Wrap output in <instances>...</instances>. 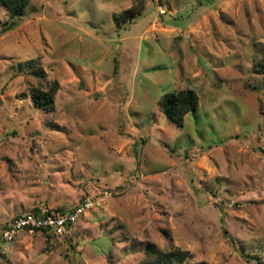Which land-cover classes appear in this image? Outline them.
<instances>
[{"label":"rangeland","instance_id":"1","mask_svg":"<svg viewBox=\"0 0 264 264\" xmlns=\"http://www.w3.org/2000/svg\"><path fill=\"white\" fill-rule=\"evenodd\" d=\"M263 58L264 0H0V264H264ZM186 89L179 127L159 102ZM86 198L69 236L3 242Z\"/></svg>","mask_w":264,"mask_h":264},{"label":"trees","instance_id":"2","mask_svg":"<svg viewBox=\"0 0 264 264\" xmlns=\"http://www.w3.org/2000/svg\"><path fill=\"white\" fill-rule=\"evenodd\" d=\"M27 4L28 0H3V5L8 9L12 18L21 17ZM124 15H126V18L133 17V14L130 11L124 13ZM114 21L117 25L119 24L117 16H114ZM259 67L264 72V58L259 64ZM58 90L59 84L57 82H55L47 91L32 89L31 99L35 105L41 107L42 109L53 111L55 105L54 99ZM159 106L168 118L175 122L179 127H183L184 118L188 114L198 110L199 96L191 89L173 92L164 95L159 102ZM35 213L38 214L39 212L36 211ZM146 255V259L140 264H174L178 260L182 261L185 258L186 253L178 248L168 252H161L157 250L154 245L149 244L146 248Z\"/></svg>","mask_w":264,"mask_h":264},{"label":"built area","instance_id":"3","mask_svg":"<svg viewBox=\"0 0 264 264\" xmlns=\"http://www.w3.org/2000/svg\"><path fill=\"white\" fill-rule=\"evenodd\" d=\"M97 202L86 198L74 208L57 213H29L15 218L1 233L3 242L12 248L23 234H44L47 238L69 236L78 222L93 211Z\"/></svg>","mask_w":264,"mask_h":264}]
</instances>
